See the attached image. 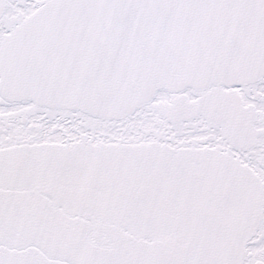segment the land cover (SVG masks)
I'll return each instance as SVG.
<instances>
[{
    "label": "snow or ice",
    "instance_id": "6c2138e0",
    "mask_svg": "<svg viewBox=\"0 0 264 264\" xmlns=\"http://www.w3.org/2000/svg\"><path fill=\"white\" fill-rule=\"evenodd\" d=\"M0 264H264V0H0Z\"/></svg>",
    "mask_w": 264,
    "mask_h": 264
}]
</instances>
